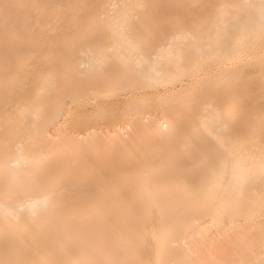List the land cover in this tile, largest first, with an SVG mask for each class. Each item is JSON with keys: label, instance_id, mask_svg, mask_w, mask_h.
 Returning a JSON list of instances; mask_svg holds the SVG:
<instances>
[{"label": "bare ground", "instance_id": "obj_1", "mask_svg": "<svg viewBox=\"0 0 264 264\" xmlns=\"http://www.w3.org/2000/svg\"><path fill=\"white\" fill-rule=\"evenodd\" d=\"M0 264H264V0H0Z\"/></svg>", "mask_w": 264, "mask_h": 264}]
</instances>
